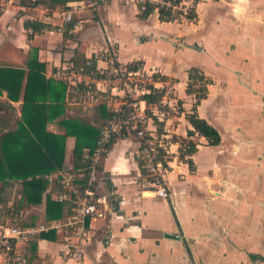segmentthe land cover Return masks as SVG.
Masks as SVG:
<instances>
[{
    "label": "crops",
    "instance_id": "obj_1",
    "mask_svg": "<svg viewBox=\"0 0 264 264\" xmlns=\"http://www.w3.org/2000/svg\"><path fill=\"white\" fill-rule=\"evenodd\" d=\"M63 7L0 0V67L24 70L17 99L1 89L0 138L21 120L33 51L45 65V77L58 83V67L110 49L118 62L139 61L146 72L164 76L163 102L172 115L163 125L198 144L192 168L172 156L163 198L154 196L140 164L138 138L132 132L113 135L92 183L103 214L86 220L82 238L64 228L52 240L35 237L34 249L30 239L19 243L24 264H71L68 248L79 239L83 264H264V0H199L195 20L168 22L158 18L157 9L141 18L136 0H100L95 8L77 11L70 23L60 16ZM25 20L47 27L29 36ZM190 67L211 79L196 113L218 131L216 145L196 133L187 136L193 130L187 119L194 103L186 93ZM62 104L63 111L47 122L48 131L65 134L61 120L69 118L100 128L103 120L92 115L97 104L83 102L69 85ZM110 104L105 101L109 109ZM74 144L75 137L67 135L61 167L47 174L45 194L52 200L60 193V178L79 174ZM7 188H18L20 197V180H10ZM27 211L45 221L44 202Z\"/></svg>",
    "mask_w": 264,
    "mask_h": 264
},
{
    "label": "trees",
    "instance_id": "obj_2",
    "mask_svg": "<svg viewBox=\"0 0 264 264\" xmlns=\"http://www.w3.org/2000/svg\"><path fill=\"white\" fill-rule=\"evenodd\" d=\"M79 2L80 0H19V3L23 6L42 5L49 10L55 9L57 6L71 7ZM139 7L140 4H138ZM144 7V10L139 11L141 18H146L157 8L158 18L161 21L178 20L171 8L157 7L149 2H145ZM195 18L196 10L194 7L185 19L193 21ZM45 27L47 26L44 23L38 21H24V28L26 30L31 29V32H28L29 36ZM86 62V58L78 59L73 62V66L82 74L100 77L96 71V63L93 62L88 65ZM136 63L140 64L139 61H135L130 63V65ZM26 68L28 73L23 91L21 120L15 130L4 134L0 138V206L6 201L3 195L9 181L20 180L22 185L21 195L16 198L18 200H15L14 206L6 211L11 216L12 223L19 226L35 224L30 218H21L22 211H24V208L43 202L45 220L47 221L62 219L73 212L75 195L71 191H67L70 195L69 199L61 202L52 200L48 194H45L48 185L46 175L62 165L65 137L67 135L75 137L73 166L75 169L82 167L83 150L89 149L93 151L104 124L113 116L120 115L125 109V106L122 105L119 111H114L109 109L105 102L100 101L95 106L97 111L95 110L96 112L92 114L93 119L100 117L103 120L100 128L93 126L88 121L69 118L61 120L62 125L65 127V134H54L46 129V125L48 121L63 111L62 102L67 85L63 81H58L57 83L55 80L45 77V65L37 60L34 51L26 62ZM23 76L24 70L21 68L0 67V92L1 89H5L9 98L17 99ZM161 78L164 79V76L161 75ZM210 83L211 79L207 78L198 68L190 67L187 70L186 93L194 95L192 112L187 115L193 130H188L187 136L190 137L196 133L205 137L209 145H216L220 141L218 131L196 113L197 105L207 96V85ZM161 98L162 93L156 91L155 88H149V92L141 95V100L145 102L146 106L159 103ZM147 113L151 114L149 110H147ZM161 125L158 123L159 131H161ZM121 133L124 134L125 132L122 131ZM179 139L184 143V146L179 150V159L187 162L189 167L192 168L191 156L196 151L198 142L192 138ZM108 146L109 144H107L106 148ZM78 182L82 184V186L78 187L80 192L85 186L86 174ZM58 188L59 191H62L61 186H58ZM0 223L5 224L2 221ZM37 238L52 240L56 238V234L53 230H50L41 232ZM30 240L33 241L31 248L34 249L36 238Z\"/></svg>",
    "mask_w": 264,
    "mask_h": 264
},
{
    "label": "built area",
    "instance_id": "obj_3",
    "mask_svg": "<svg viewBox=\"0 0 264 264\" xmlns=\"http://www.w3.org/2000/svg\"><path fill=\"white\" fill-rule=\"evenodd\" d=\"M199 0H136L140 4L139 11L144 10V3L149 2L161 8H171L178 20H186L185 17L195 7ZM100 0H81L71 7H63L60 10V16L66 23L73 20L77 11L87 8H95ZM157 9V8H156ZM176 20V21H178ZM187 21V20H186ZM31 32V29L28 30ZM96 63V71L99 76L82 74L73 64L60 66L55 71L58 80L71 86L72 90L84 97L90 94L93 99L97 98L99 92L105 93L106 89L101 86H108L110 90L121 93L123 96L130 98L133 92L138 90L141 84H149L156 88H164L165 79L155 72H146L141 64H123L117 61L115 52L110 49L93 52L87 58V64ZM97 62L103 63V66H97ZM134 63V62H131ZM141 92H149V88L143 87ZM102 95V94H101ZM125 109L120 115L113 116L101 130L97 138L93 151L84 149L81 158L82 167L77 168L79 174H66L60 178L59 183L62 191L55 197L56 201L68 200L71 191L74 195L75 207L70 216L63 220H45L33 225L19 226L16 224H0V264H24V257L18 252L17 245L31 238L37 237L41 232H60L64 228L71 229L79 238L85 235V222L88 218L101 216L103 214L100 204L102 200L94 197L92 183L96 178L99 159L115 134L124 132H133L139 141V156L143 160L145 170L151 175V186L154 196L167 197L168 192L165 185L164 177L170 169L172 156L180 154V148L183 143L162 126L158 131V123L165 122L164 118L170 115L169 111L152 110L151 114L147 113L148 107L141 99L132 98L123 104ZM115 108L114 111H119ZM192 138V137H190ZM177 144L179 150L173 151L171 147ZM86 174L85 186L79 192L75 187L74 180L82 178ZM46 178L51 180L50 176ZM80 240V239H79ZM79 240L71 244L68 248V255L71 258V264H83V252L80 248Z\"/></svg>",
    "mask_w": 264,
    "mask_h": 264
},
{
    "label": "rangeland",
    "instance_id": "obj_4",
    "mask_svg": "<svg viewBox=\"0 0 264 264\" xmlns=\"http://www.w3.org/2000/svg\"><path fill=\"white\" fill-rule=\"evenodd\" d=\"M180 21V20H179ZM129 64V63H128ZM143 87H145V89L146 88H155L156 89V91H158V92H161L162 93V98H161V101L159 102V103H156V104H154V105H150V106H147L148 107V109L147 110H149L150 111V113L152 112V110H156V109H160V110H165V112H167V111H169V113H170V115H172V112H171V109L168 107V105L167 104H165L164 102H163V97H164V95L166 94V87H164V88H162V87H158V88H156L155 86H152V85H149V84H141V86H138V90L137 91H135V92H133V95H131V97L130 98H127V97H125V96H123L121 93H117V94H115V92L113 91V93H112V91L110 90V88L108 87V86H101V88H105L106 89V92L105 93H101V92H99V95H95L97 98H95V99H93L92 98V96L90 95V94H86V91H84V97L82 96V97H80V99H82L83 100V102H87V103H90V104H98V102L100 101V100H104V102L105 101H109V102H111V104H110V109L111 110H114V108H116V106H114L116 103L118 104V108H120L125 102H127L128 100H130V99H132V98H135V99H141V95L143 94L142 92H141V90L143 89ZM146 93V92H145ZM102 94V95H101ZM176 105H178L177 103H176ZM169 115V116H170ZM168 116V117H169ZM167 117H165L164 118V120L166 119ZM106 124V123H105ZM104 124V125H105ZM160 124H162L160 127V130H162V126H163V123H161L160 122ZM104 127V126H103ZM159 131V130H158ZM133 133V132H132ZM134 134V133H133ZM174 135V134H173ZM175 136V135H174ZM177 138V137H176ZM179 139V138H178ZM180 140V139H179ZM181 141V140H180ZM182 142V141H181ZM183 143V142H182ZM183 146H184V143H183ZM182 146V147H183ZM181 147V148H182ZM139 160H140V162L141 163H143V160H142V158L139 156ZM145 173V175H146V177L149 179V180H151V175L146 171V172H144ZM59 189V188H58ZM19 193V189L18 188H16L14 191H12V190H9V188H7V189H5V191H4V195H3V197L5 198V200L7 201H4V204H1V206H0V221H2V222H4L5 223V225H9V224H13L12 223V219L10 218L11 216H9L7 213H6V211H7V209H11V207H13L14 206V204L16 203V201L18 200V199H16L17 198V194ZM2 197V198H3ZM16 200V201H15ZM27 210H30V207H27V208H24V212L25 213H27L26 215L24 214V215H22L21 216V218H23V217H26V218H30V219H32L33 220V223H37V222H40V221H42L40 218H39V216H38V214H34L32 211H27ZM35 218H34V217ZM63 220V219H62ZM1 224V223H0ZM32 239V238H31ZM33 239H35V238H33ZM33 241H31V243H32Z\"/></svg>",
    "mask_w": 264,
    "mask_h": 264
}]
</instances>
